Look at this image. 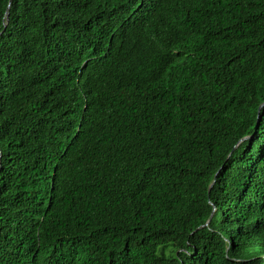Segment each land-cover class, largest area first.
I'll use <instances>...</instances> for the list:
<instances>
[{"label": "trees", "instance_id": "obj_1", "mask_svg": "<svg viewBox=\"0 0 264 264\" xmlns=\"http://www.w3.org/2000/svg\"><path fill=\"white\" fill-rule=\"evenodd\" d=\"M9 6L0 264H264V0Z\"/></svg>", "mask_w": 264, "mask_h": 264}, {"label": "water", "instance_id": "obj_2", "mask_svg": "<svg viewBox=\"0 0 264 264\" xmlns=\"http://www.w3.org/2000/svg\"><path fill=\"white\" fill-rule=\"evenodd\" d=\"M11 4H12V0H10V6H11ZM10 6L8 7V10H7L6 15H5V26L9 23V16H10V10H9V9H10ZM263 106H264V103L260 106L259 111H258L257 127L259 126L260 121H261L260 114H261V109H262ZM243 140H244V139H243ZM243 140H242V141H243ZM214 183H215V181H213V183H212L210 189L212 188V186L214 185ZM212 217H213V214H212L210 220L212 219ZM209 223H210V222L208 221L207 224H206L205 226H207Z\"/></svg>", "mask_w": 264, "mask_h": 264}, {"label": "clouds", "instance_id": "obj_3", "mask_svg": "<svg viewBox=\"0 0 264 264\" xmlns=\"http://www.w3.org/2000/svg\"><path fill=\"white\" fill-rule=\"evenodd\" d=\"M262 258H264V253L261 255Z\"/></svg>", "mask_w": 264, "mask_h": 264}]
</instances>
